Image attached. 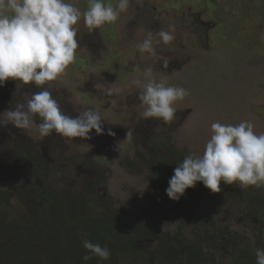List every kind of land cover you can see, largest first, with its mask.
<instances>
[{
	"label": "rangeland",
	"instance_id": "rangeland-1",
	"mask_svg": "<svg viewBox=\"0 0 264 264\" xmlns=\"http://www.w3.org/2000/svg\"><path fill=\"white\" fill-rule=\"evenodd\" d=\"M67 2L74 3L81 11L87 8V0ZM105 2L115 7L117 0ZM169 25H174V31ZM193 25L196 27L192 28ZM76 27L79 47L74 63L68 67L69 72H75L74 69L84 64V71L100 86L104 96L107 89L120 90L122 86H128L130 92L124 110L127 113L137 110V119L134 120L137 128L131 127L137 129V136L126 138L127 132L122 131L105 140V148H113L111 154L96 153L97 147L88 148V145L84 146L85 149L75 150L68 146L54 152L45 163V178L56 194L66 197L78 195L97 180L94 172L85 168L88 163L81 161L82 156L88 157V160L91 157L96 159L100 179L104 175V180L108 181V185L105 184L107 192L122 199L128 196L123 176H126V181L133 176V173H126L125 170L132 172L137 168V181L127 183H137V203L132 209L128 204L124 207L132 212L131 217L135 213H148L153 199L159 200V196L146 180L143 160H150L155 155L144 147L147 132L151 133L150 138L157 137L159 156L167 144L184 157L202 154L214 122L238 125L249 121L254 124L256 134L264 133V0H212L211 3L207 0H141L140 3L130 0L127 11L121 13L115 23L105 24L90 32L81 18ZM193 29L195 32L191 31ZM160 30L170 31L174 36L173 41L164 44L157 35ZM149 33L153 35L156 55L161 58L158 63L153 59L150 61L154 56L141 54L138 50V45ZM165 59L168 60L167 68L163 67ZM173 62L184 63L180 69L174 70ZM143 63L147 66L139 69L138 66ZM154 66L162 69L154 70ZM171 66L172 73L167 75ZM146 69H151L150 75H146ZM156 75L157 82L165 81L167 86L182 87L189 95L178 100V105L175 103L176 113L170 123L164 124L150 118L141 126L139 120L144 119L143 112L139 110L142 104L138 95L143 85L150 79L155 80ZM137 81H140L139 85ZM21 90L24 91L20 86L12 88L10 83L8 86L7 81L0 87V113L8 109V102L15 105L16 101L24 103L20 100L30 99L26 97L27 92L21 93ZM74 92V99L89 98L86 84L82 83L81 89L76 86ZM22 94L25 98H22ZM93 100H96L95 96ZM91 102L88 100L82 105L79 101L83 109L76 108V111H85ZM102 116L111 125H122L123 129L128 123L123 112L115 105H110ZM38 121L33 117L32 127L26 130L12 127L11 124L0 127V201L4 204H0V233L3 236L8 231L7 224L21 222L22 217L25 218L34 200V195L29 191H15L18 189L16 185L23 184L21 178L24 172L17 174L18 166L14 159L21 152L23 144L37 141ZM14 131L24 138L23 141L11 135ZM142 131L145 132L143 136ZM135 141L137 152L142 155L135 153ZM117 145L120 147L116 150ZM89 173L93 178L89 179ZM220 187L219 193H213L202 182H197L185 191L194 215H190L188 220L174 216L162 226L171 233L184 234L188 244L194 242V234L203 232L210 235L209 239L214 243L212 248L201 244L199 250L200 254L209 255V261L205 264H240L237 261L239 251L255 255L256 249H264V235L259 230L264 225L259 215V209L264 207V188L241 190L237 184L226 185L223 182ZM238 191L245 194L243 201ZM162 200L163 196L159 201ZM248 203L250 210L246 205ZM218 232L221 235L216 239ZM145 242L141 240L144 245ZM32 245L28 244L29 252L34 257L27 254L30 264H46V256L40 259L34 252L36 246ZM149 246L154 248L155 243Z\"/></svg>",
	"mask_w": 264,
	"mask_h": 264
},
{
	"label": "clouds",
	"instance_id": "clouds-1",
	"mask_svg": "<svg viewBox=\"0 0 264 264\" xmlns=\"http://www.w3.org/2000/svg\"><path fill=\"white\" fill-rule=\"evenodd\" d=\"M129 3L130 0H117L114 7L105 0H87V8L81 11L67 0H0V86L13 79L40 89L26 103L17 102L0 113V127L11 124L26 130L32 127L33 117L38 116L41 137L55 132L66 138L90 139L92 130L97 135L104 134V120L97 111L89 109L73 118L61 110L49 88L43 86L57 80L74 63L79 47L76 25L81 18L91 32L115 23ZM169 28L174 31V25ZM157 35L164 44L174 39L170 31L160 30ZM138 50L141 54L156 55L152 33L138 45ZM163 67H168L167 59L163 60ZM150 73L151 69H146V75ZM136 83L139 85L140 81ZM118 91L108 89L107 95ZM187 95L182 87L150 79L138 95L144 106L143 119L170 123L176 113L174 102ZM108 135L115 134L109 130ZM131 136L132 132L127 131L126 138ZM197 182L213 193L221 191V182L237 184L241 190L264 188V133L256 134L249 121L238 125L212 123L211 136L202 154H189L174 168L166 194L178 201ZM83 248L89 253L83 256L85 262L92 256L108 260L111 255L107 246L87 239L83 240ZM255 264H264V249H256Z\"/></svg>",
	"mask_w": 264,
	"mask_h": 264
},
{
	"label": "flooded vegetation",
	"instance_id": "flooded-vegetation-1",
	"mask_svg": "<svg viewBox=\"0 0 264 264\" xmlns=\"http://www.w3.org/2000/svg\"><path fill=\"white\" fill-rule=\"evenodd\" d=\"M207 1H210V3L212 2V0ZM195 27L194 25L192 26V28ZM191 31L195 32L194 29ZM78 36L77 33V37ZM152 59L155 60V63H158L161 58L159 55H155L153 58H150V61ZM183 63L173 62L172 65L174 70L180 69ZM144 66H147V64L145 65V63H143V65L141 64L138 68L143 69ZM67 69L63 76L58 77L55 81L49 82L50 87L48 84L43 87L49 88L53 98L59 103L61 110L73 118L80 113V111H76V108H82L79 106V101H81L82 105L83 102L86 103L88 100L92 101L90 106L86 107L84 110L93 109L101 115L104 120V134L97 135L95 130H92L90 139L66 138L59 134L47 137L38 135L36 142L29 143L27 141V144L22 145L21 152L16 154V160L14 159V161L15 163L17 162L18 166L17 174L21 175L22 171L24 172L21 178L23 184L16 185L18 189L15 191H20V193L29 191L34 195V200L31 202L30 211L24 216V219L22 217L21 222L7 224L8 231L6 232V236L0 233V264H23L26 261V264H30L31 261H28L27 254L29 253L31 258L34 257L32 256L33 254L29 252L30 249L28 244L36 246L34 252L37 256H40V259L46 256V264H80L81 262H85L83 256L89 254L87 250L83 248V240L85 239L100 244L101 246H107L111 253L108 260H101L96 256H92L85 262L86 264H137V262H143V259L146 257L154 260L152 264H159L161 261L158 260V257L163 252V245L171 244V241L176 237L185 239L184 234L179 235L177 232L171 233L168 229H164L162 224L168 223L170 218L174 216L179 219L188 220L190 209L188 208V215L184 214V216H180L177 212L172 211V208L167 207L166 214L162 217L158 207L154 206V202L159 201L163 196L162 188L151 186L148 180L149 178L157 179L166 177L168 182L174 174V168L183 161L184 156L179 155L177 149L169 147L166 143L165 149L162 151L163 154L159 156L156 147L157 141L155 139L157 137L150 138L151 136L149 135L151 133L147 132L144 147L147 152L154 153L155 155L151 156L152 158L150 160H143L145 163L146 180L147 184L152 189L158 191L157 196H159V200L154 198L152 201V212L150 211V214L153 216L150 217V220L152 219L154 222H157L159 231L141 232L142 224L147 222L146 217H142L143 214L137 213L132 214L131 217L130 213L132 212L125 209V204L130 205L132 209L137 203V183L127 184L134 182V180L137 181V168L131 170L132 172L125 170L126 173H133V176L128 181L125 179L126 176H123L125 180L123 184L126 182L128 187L125 189L128 196L122 199L107 192L105 184H107L108 181L104 180V175L101 178L102 180L98 176L96 159L90 157L88 160V157L82 156L81 161L88 163L85 168L90 172H94L97 180L93 181L94 183L91 184L90 187L83 190L78 195L66 197L56 194L47 185L45 178V163L52 158L54 152L67 149L68 146L75 150L85 149L84 146L88 145V148L97 147L96 151H94L96 153L104 152L106 154H111L113 148L106 149L105 140L111 139L117 132L122 131H131L132 135L137 136V129L131 128L133 126L137 128V124L134 123V120L137 119V110L131 111L130 113L124 110V104L126 105V98L130 92L128 86H122L123 88L118 92H113V101H111L109 99L112 98L105 92L104 96L101 93L100 86H97V84L93 82L92 77L87 75L88 72L84 71V64L74 69L75 72H69V69ZM153 69L158 70L162 68L154 66ZM169 73H172V66L168 69L166 74L170 75ZM90 75H92V73H90ZM155 81L157 82V75L155 76ZM9 83L12 88L14 86L23 88L24 91L21 90L20 92H27L26 97L29 98H31L32 94L40 90L33 84L26 85L13 79L7 81L8 86ZM82 83L87 85V96L90 98L92 95L91 99L86 97L81 100L74 99V97L76 98L74 88L77 86L81 89ZM101 85H104V83ZM93 96L96 97L95 101L93 100ZM22 98H25L24 94H22ZM20 101L24 103L27 102V100ZM17 102L18 101H16L15 104ZM175 103L178 105L177 101L174 102V108L176 107ZM110 105L118 106L121 112H123L124 117L128 120L124 129L122 125H111L103 118V111H106ZM14 106V103L9 104L8 102L7 108L9 109ZM139 110L143 112L144 106L140 105ZM35 119L39 120L38 124L41 122L38 116H35ZM139 122L142 126V124L147 121L139 120ZM109 130L115 135H108ZM144 134L145 132L142 131V136ZM11 135L19 141H23L24 139L16 131ZM149 138L150 141L147 143ZM135 144H137V141L134 143L135 153L140 155L141 152H137ZM118 147L120 146L117 145L116 150ZM154 149L156 150L154 151ZM77 155L78 154L75 156ZM89 176V179L93 178L91 173H89ZM98 185H100V187ZM186 195L187 194H185V196ZM120 200L122 201V205L120 204ZM170 201L173 200L170 199ZM0 204L4 206L1 201ZM262 223H264V220ZM260 229H264V225L261 226ZM141 240L146 241L145 245L143 244V246H141ZM30 241H33V243H30ZM150 243H155V247L150 248ZM137 258L139 259L137 260Z\"/></svg>",
	"mask_w": 264,
	"mask_h": 264
},
{
	"label": "trees",
	"instance_id": "trees-1",
	"mask_svg": "<svg viewBox=\"0 0 264 264\" xmlns=\"http://www.w3.org/2000/svg\"><path fill=\"white\" fill-rule=\"evenodd\" d=\"M149 184L151 186H158L161 187L162 192H163V200L162 201H156L154 202V206L158 207L159 213L162 217L165 216L167 207L172 208V211L177 212L180 216H184V214L188 215V208L190 209L189 211V216L194 215L191 213L192 209L190 207V202L188 195L187 198L185 194L178 200V201H170V198L166 194V189L168 187V182L166 180V177H160L157 179H152L149 178L148 180ZM238 196L239 198L243 201L245 196L244 193L241 191H238ZM170 203V204H169ZM250 203V202H249ZM249 203L246 204L248 209L250 210ZM152 212V211H151ZM147 214V215H146ZM143 214L142 217H146L145 223L142 224V229L141 232L145 233V231H159L157 222H154V220H150V217L153 216L150 214V212ZM159 215V216H160ZM259 215L262 221L264 220V207L259 209ZM263 228V227H262ZM260 233L264 235V229H259ZM218 235H221V232H218L216 235V239ZM210 235H207L205 233H198L194 234V242H190L189 244L184 241L185 239H179L178 237L174 238L171 241V244L163 245V252L160 254L158 257V260L161 262L159 264H205L208 263L209 261V255H202L200 254V245H207L208 247L213 246L214 243H211L212 240L209 239ZM235 243V242H234ZM240 252V251H239ZM239 258L237 260L239 261L240 264H255V255H247L243 252H240ZM149 256V255H148ZM251 257V259H250ZM248 258V260H246ZM139 258H137L138 260ZM244 259V260H242ZM143 262H137V264H152L153 259H149V257H146L143 259ZM241 261V262H240ZM244 261V262H243ZM236 264V262H235Z\"/></svg>",
	"mask_w": 264,
	"mask_h": 264
},
{
	"label": "water",
	"instance_id": "water-1",
	"mask_svg": "<svg viewBox=\"0 0 264 264\" xmlns=\"http://www.w3.org/2000/svg\"><path fill=\"white\" fill-rule=\"evenodd\" d=\"M141 246H143V244Z\"/></svg>",
	"mask_w": 264,
	"mask_h": 264
},
{
	"label": "bare ground",
	"instance_id": "bare-ground-1",
	"mask_svg": "<svg viewBox=\"0 0 264 264\" xmlns=\"http://www.w3.org/2000/svg\"><path fill=\"white\" fill-rule=\"evenodd\" d=\"M148 129V128H147Z\"/></svg>",
	"mask_w": 264,
	"mask_h": 264
}]
</instances>
